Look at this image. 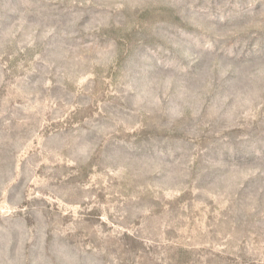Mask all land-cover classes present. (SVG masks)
Wrapping results in <instances>:
<instances>
[{
  "label": "rangeland",
  "instance_id": "obj_1",
  "mask_svg": "<svg viewBox=\"0 0 264 264\" xmlns=\"http://www.w3.org/2000/svg\"><path fill=\"white\" fill-rule=\"evenodd\" d=\"M0 264H264V0H0Z\"/></svg>",
  "mask_w": 264,
  "mask_h": 264
}]
</instances>
